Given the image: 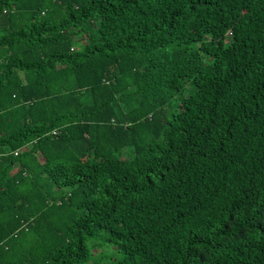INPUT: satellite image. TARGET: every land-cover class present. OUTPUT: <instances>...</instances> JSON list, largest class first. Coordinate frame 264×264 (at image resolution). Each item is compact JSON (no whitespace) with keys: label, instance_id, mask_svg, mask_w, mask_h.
<instances>
[{"label":"trees","instance_id":"16d2710c","mask_svg":"<svg viewBox=\"0 0 264 264\" xmlns=\"http://www.w3.org/2000/svg\"><path fill=\"white\" fill-rule=\"evenodd\" d=\"M0 264H264V0H0Z\"/></svg>","mask_w":264,"mask_h":264}]
</instances>
